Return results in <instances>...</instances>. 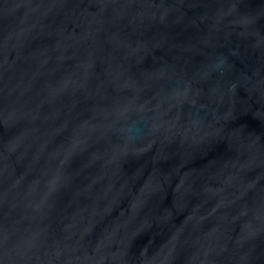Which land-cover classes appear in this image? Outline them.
I'll list each match as a JSON object with an SVG mask.
<instances>
[{"label": "water", "instance_id": "1", "mask_svg": "<svg viewBox=\"0 0 264 264\" xmlns=\"http://www.w3.org/2000/svg\"><path fill=\"white\" fill-rule=\"evenodd\" d=\"M0 264H264V0H0Z\"/></svg>", "mask_w": 264, "mask_h": 264}]
</instances>
